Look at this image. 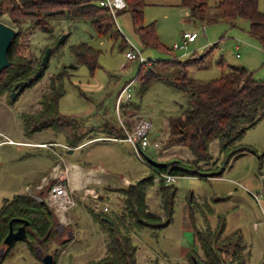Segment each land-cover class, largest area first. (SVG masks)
<instances>
[{
	"label": "rangeland",
	"instance_id": "1",
	"mask_svg": "<svg viewBox=\"0 0 264 264\" xmlns=\"http://www.w3.org/2000/svg\"><path fill=\"white\" fill-rule=\"evenodd\" d=\"M216 1L208 0V3L213 5ZM179 2L180 0H145L143 22H154L158 41L162 45L160 49L141 45L133 32L129 12H122L117 16L121 33L114 27L115 37L108 33L99 34L87 20H49L50 28L52 27L50 33L40 31L37 25L33 26L35 23L24 22V36L20 40L23 56L38 59L46 47L55 48L53 45L61 34L65 32L67 36L65 42L50 56L48 66L39 79L27 84L13 99L5 95L0 97V206L4 200L25 191L27 177L49 167L56 159V150L71 157L57 144L62 142L59 133L51 128L26 132L21 121L23 112L38 108L39 96L47 86L48 77L65 67L69 77L63 81L64 93L58 100V109L62 114L86 119L85 130L91 128V125L100 124L104 118L109 119V124L116 126H120V119L127 127L132 126L133 119L145 116L152 122L149 131L151 143L145 148L146 154L155 159L187 164L186 166L193 167L194 173L205 174L177 178L174 184L177 193L172 221L167 226L159 229L156 234L155 230L146 228L131 230L133 241L137 245L136 264H190L184 255L193 244L192 229L187 227L191 226L187 208L193 203L196 207L194 217L197 225L204 226L201 215L204 211L211 227L217 224L218 214L224 216V234L237 229L242 233L250 251L247 264H264V117L247 128L240 139L242 145H248L252 150H243L237 158H232L222 170L220 181H210L208 178L211 172L223 167L221 158L225 154L220 155L218 143L213 141L209 147L210 158L206 162L193 163V156L185 146L169 143L168 117L180 113L186 98L178 88L163 79L176 75V68L155 63L158 59H184L191 54L201 55L205 49L207 51L213 43H217L200 63L197 62L198 65L188 68L189 76L198 79L215 78L222 71L228 70L230 65H243L252 71L254 78L263 79L264 49L248 33L247 19L239 18L235 25L226 21L194 22L189 19L188 9L177 5ZM56 7L58 6L53 5L51 8ZM258 8L264 12V0H258ZM3 20H7L5 15L1 17V21ZM185 31H197L198 36L185 49L173 50L174 54H171L169 51L173 44L181 42V35ZM127 38L140 45L142 55L149 62L145 64L148 67L153 65L159 78L151 80L142 92L139 80H134L130 87V101L138 108L133 109L129 105L117 111L116 94L125 82L135 77L139 66L134 60L125 58L126 47L123 44ZM79 42H86L99 50L97 67L92 73L82 63H78L75 68L68 67L75 64L69 46ZM236 45L239 46L238 50H235ZM183 52L187 54L183 55ZM92 134L94 133L89 136ZM35 141L39 144L34 143ZM93 141L86 147L91 160L101 159L109 167L117 169L118 174L126 175L130 181L146 175L148 167L137 159L127 142ZM71 158L78 160L79 151L75 150ZM51 184L49 182L40 188V196H35L37 200L43 198ZM155 185L156 183L150 186L146 194L152 210L158 209L159 202ZM110 186L103 188L102 193L107 197H101L100 203L109 206L107 213L119 212L123 208L119 200L120 192L116 189L112 191ZM223 192L229 194L219 195ZM41 201L44 202V199ZM92 205L93 202L88 200L79 202L75 209L67 211L66 223V220L61 221L55 215L54 232L41 244H38L41 237L38 241L28 237L24 241L16 240L0 264H41L39 254L44 253L55 256L54 264H86L102 257L105 253L104 232L99 229V221L90 211V208L95 212L100 208L95 209ZM48 207L51 208L49 205ZM79 208L81 210L77 213ZM30 240L33 249L29 245Z\"/></svg>",
	"mask_w": 264,
	"mask_h": 264
},
{
	"label": "trees",
	"instance_id": "2",
	"mask_svg": "<svg viewBox=\"0 0 264 264\" xmlns=\"http://www.w3.org/2000/svg\"><path fill=\"white\" fill-rule=\"evenodd\" d=\"M125 2L126 6L119 11V14L129 12L133 32L141 45L162 48L156 35L154 22H143L145 0H125ZM53 5L58 7L52 9ZM59 5L63 7L59 9ZM179 5L188 9L189 16L194 22L226 21L230 25H235L237 19H247L248 33L256 38L264 49V12L259 10L258 0H217L213 5H209L208 0H180ZM4 15L7 20L3 21L13 27L16 34L7 49L10 64L0 71V97L5 95L9 98L14 83L32 75L40 64L42 55L36 59L21 54L20 40L24 36L22 30L24 22L35 23L33 26L37 25L40 31L50 33L52 27L50 28L49 20H87L99 34L108 33L112 37L116 35L111 16L93 0H0V20ZM66 36L63 41L56 40L53 45L55 48H51L46 67L32 82L44 74L50 56L60 44L65 42ZM216 44L213 43L201 55L191 54L184 59L173 57L155 61L161 66L172 65L176 68V75L171 78L163 77V79L178 88L186 98L181 105L180 113L168 117L169 143L185 146L193 156V163L194 161L206 162L210 158L209 147L213 141H217L220 155L225 154L221 158L223 167L211 172L210 177L220 176L228 162L232 158H237L241 151L252 150L248 145H242L240 139L247 128L264 117V78H254L252 71L247 67L230 65L229 69L222 71L218 77L210 79L189 76L188 68L198 65ZM69 50L75 58V65L84 64L90 73L95 70L98 49L86 42H79L71 44ZM169 52L174 54L173 49ZM186 54L187 52L183 55ZM145 65L144 63L138 66L133 78L139 80L140 92L147 88L151 80L159 78L153 65L151 67ZM68 77L65 67L48 77L47 86L39 96L38 108L21 114L25 131L33 132L51 128L55 133H59L62 140L70 146H78L86 140L99 136L124 137L123 128L109 124L107 118L98 125L90 124L92 127L85 130L86 119L81 116L62 114L59 111L58 100L64 93L63 81ZM131 102L130 100L125 102L120 109L129 105L137 109V105ZM127 127L132 128V126ZM97 128L99 129L96 130ZM90 133L94 134L89 136ZM139 150L143 156L146 154L145 149ZM147 155L150 161L144 157L147 162H143L148 167L146 175L131 180L127 186L120 185L111 189L120 192L119 200L123 208L119 212L107 213L109 210L102 209L95 212L93 208H90L92 216L94 215L99 221V229L104 232L105 253L97 260H90L86 264H136L137 245L133 241L131 230L139 231L146 228L155 230L156 234L159 229L172 221L177 193L174 185L176 181L166 183L163 177L157 176L158 172L178 176L205 175L199 172L194 173L193 167L186 166L187 164L181 161L182 165L174 160L155 159L150 154ZM87 162L89 161L81 160L78 163L89 165ZM53 183L55 180L52 181ZM154 183H156L155 194L159 198L157 210H152L146 200L147 190ZM102 190L100 189L101 197ZM195 209L194 203L187 208L193 231V244L186 251L184 258L190 264H194V258L199 264H247L250 251L241 231L237 229L224 234L225 218L219 214L217 224L211 227L206 211L201 214L205 222L204 226L197 225L194 217ZM16 218L28 220L26 237L23 241L27 237L38 241L41 237V241H38V244H41L54 232L55 214L45 201H39L28 193H18L11 199L4 200L0 206V245L8 231L9 221L11 220L13 228L21 224ZM29 245L33 249L31 240ZM10 247L5 248V254ZM55 252L58 253V251ZM53 258L55 263L54 255Z\"/></svg>",
	"mask_w": 264,
	"mask_h": 264
},
{
	"label": "built area",
	"instance_id": "3",
	"mask_svg": "<svg viewBox=\"0 0 264 264\" xmlns=\"http://www.w3.org/2000/svg\"><path fill=\"white\" fill-rule=\"evenodd\" d=\"M93 2L104 9L111 16L114 27H117L116 29L120 32L117 16L119 15V11H121L126 6L125 0H93ZM197 34V31L183 32L181 35V42L174 43L172 49H185L187 45L195 39ZM125 47L126 51L124 55L127 60H134L139 65L148 62V60H146V58L142 55L140 45L135 44L133 41L127 38L125 40ZM184 53L186 52H183V54ZM133 81L134 79L125 82L118 91L115 97V106L117 111L122 104L131 99L130 87ZM118 122L125 131V136L120 139L130 143L140 161L144 163L147 162L139 149H145L151 143L149 139V131L152 126L151 120L145 116H140L134 119L131 129L127 128L122 120L118 119ZM157 176L163 177L166 183L175 182L179 177L178 175H173L167 172H158ZM157 176H155V178H157ZM48 184L49 181H46L45 185ZM43 187L44 186H41L40 188ZM77 197L80 200H91L93 202L92 206L95 209L101 208L104 211L109 210L108 205L100 203V193L96 188L84 187L80 190V192H78V194L76 193V195L73 196L71 191H69L66 185L60 180L49 185L43 198L39 199H44V201L52 208L55 215L58 216L59 220L62 221L66 218L67 211L75 205V200ZM66 220L68 219L66 218Z\"/></svg>",
	"mask_w": 264,
	"mask_h": 264
},
{
	"label": "crops",
	"instance_id": "4",
	"mask_svg": "<svg viewBox=\"0 0 264 264\" xmlns=\"http://www.w3.org/2000/svg\"><path fill=\"white\" fill-rule=\"evenodd\" d=\"M177 5H179V4H177ZM143 10H144V8H143ZM189 19L191 20L190 16H189ZM197 36H198V34H197ZM196 37H195V39H196ZM195 39L193 41H195ZM193 41H191V42H193ZM238 48H239V46L236 45L235 50H238ZM237 55L239 56V53H237ZM133 121H134V119H133ZM95 139H99V141L107 142V143L108 142L115 143V142H119V141L127 142V141H124V140L117 138V137L99 136L97 138L86 140L85 142L81 143L78 146L68 147L70 145L66 144L62 140V142H59L57 144H59L62 147V149L64 150L63 152H65L66 155H69L72 157L73 152L75 150H78L79 154H80V158H77L78 160H76V159L71 158V157H66L63 154H61L59 152V150H56V152H55L56 153V155H55L56 159L54 160V162L49 167L47 166L46 169H41L40 171H37L36 173H32L30 176H28L27 180L24 184L25 191L20 192V193H28L34 197L36 195L40 196V187L45 186L46 181H49L50 183H52L53 180H55V182H58L59 180L61 182H63L66 185L67 189L69 191H71L73 196L76 195V193L78 194V192H80V190L84 187L96 188L97 191L99 193H101L99 190L103 189L106 186L112 185L110 187L114 188L116 186L119 187L120 185H123V184H129L130 179L126 175L124 176L123 174H118L117 169L109 167L108 164H105V162H103L101 159L95 158L94 160H91L89 158V156L87 155V151L89 149H87L86 147L89 146V144L91 142H94L93 140H95ZM34 143L39 144V142H36V141ZM128 144L131 147V149L133 150V147L130 145V143H128ZM69 148H72L73 150L71 152H68ZM82 154L84 155L83 157H82ZM81 160L89 161V162H87V163H89V165L79 164L78 162ZM140 162H142V161H140ZM220 178H221L220 176H211L208 178V180L217 182V181L221 180ZM135 179H137V178H135ZM224 194L228 195L229 192H226V193L223 192V193H220L219 195H224ZM102 197L106 198L107 195L105 196L102 193ZM100 199H101V194H100ZM81 201L83 202L86 200H80L77 197L75 200V205L70 209H75L79 205V202H81ZM88 201H91V200H88ZM78 210L79 211H77V213L80 212L81 209L79 208ZM64 220H66V218ZM66 222H68V221L66 220ZM186 223L188 224V221ZM189 225H190V223H189ZM187 227L192 229L191 226L187 225ZM192 235H193V231H192ZM183 251H186V249H184ZM183 251L181 253V256L184 255Z\"/></svg>",
	"mask_w": 264,
	"mask_h": 264
},
{
	"label": "water",
	"instance_id": "5",
	"mask_svg": "<svg viewBox=\"0 0 264 264\" xmlns=\"http://www.w3.org/2000/svg\"><path fill=\"white\" fill-rule=\"evenodd\" d=\"M16 34V30L11 27L10 25L4 23L3 21L0 20V71L8 66L10 64V61L7 57V49L9 45L12 42L13 37ZM66 34L65 32L60 35L59 41H63L65 38ZM51 51V47H46L44 50V53L41 57L40 64L36 71L28 76L26 79L23 80H18L14 83L13 87L11 88V91L9 93V97L13 99L15 97V94L20 91L22 88H24L27 84H30L34 78H37L41 75L43 69L46 67L48 57ZM68 67H73L75 68L76 65L71 64ZM73 149L69 148L68 152H71ZM144 157L150 161V158L147 154H144ZM18 219L21 224H19L16 229L14 230L12 225H11V220L9 221V228L7 233L5 234L4 238L2 239V244L0 245V260L4 257L5 255V248L10 247L13 245V243L16 240L19 239H24L26 237V225L28 224V220L24 218H16ZM15 219V220H16ZM39 249H37V252ZM41 264H54V258L51 253H44V254H39ZM194 264H199L198 261L194 258L193 259Z\"/></svg>",
	"mask_w": 264,
	"mask_h": 264
},
{
	"label": "flooded vegetation",
	"instance_id": "6",
	"mask_svg": "<svg viewBox=\"0 0 264 264\" xmlns=\"http://www.w3.org/2000/svg\"><path fill=\"white\" fill-rule=\"evenodd\" d=\"M14 230L16 229V227L15 228H13ZM36 250H37V247L35 248ZM0 263H1V260H0Z\"/></svg>",
	"mask_w": 264,
	"mask_h": 264
},
{
	"label": "bare ground",
	"instance_id": "7",
	"mask_svg": "<svg viewBox=\"0 0 264 264\" xmlns=\"http://www.w3.org/2000/svg\"><path fill=\"white\" fill-rule=\"evenodd\" d=\"M69 165H70V164H69ZM73 166H74V165H73ZM73 166H72V167H73ZM78 167H79V166H78Z\"/></svg>",
	"mask_w": 264,
	"mask_h": 264
}]
</instances>
